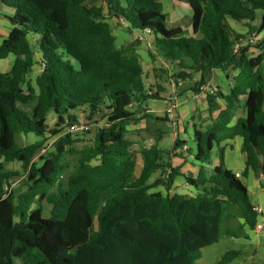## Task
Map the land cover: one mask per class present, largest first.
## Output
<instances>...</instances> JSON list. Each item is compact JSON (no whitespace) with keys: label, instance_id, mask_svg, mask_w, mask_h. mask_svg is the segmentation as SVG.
Here are the masks:
<instances>
[{"label":"trees","instance_id":"obj_1","mask_svg":"<svg viewBox=\"0 0 264 264\" xmlns=\"http://www.w3.org/2000/svg\"><path fill=\"white\" fill-rule=\"evenodd\" d=\"M90 1L0 2L13 11L5 16L13 29L0 45V60L15 57L8 73L0 71V264H195L204 248L222 238L245 237L238 234L240 227L222 229L230 207L250 229L257 225V214L247 188L222 165L209 178H186L198 191L195 197L151 193L148 182L167 167L169 155L159 149L160 138L139 152L143 169L134 179L138 152L126 138L134 120L130 107L156 97L145 89L135 45L116 48L107 19L151 33L154 46L177 62L180 79L187 77V69L201 73L197 92L212 70L240 71L227 107L201 140L196 159L210 161L212 143L222 140L219 134L227 130L235 102L246 94V117L229 130V137L244 139L247 169L256 171L260 158L264 160V42L255 58L248 56L249 46L234 54L239 36L229 20L264 31V0H172L192 10L189 37L180 28L166 27L162 0H102L104 7H90ZM258 19L257 28L253 24ZM29 36L36 38L42 58L39 94L27 82L34 65ZM208 101L212 111V96ZM49 111L58 119L56 127H72L80 115L87 120L99 116L106 124L95 133L92 146L80 152L66 187L60 178L68 168L62 158L69 136L42 167L30 172L31 186L15 199L5 188L18 174L7 165L17 162L27 168L42 148L41 141L22 147L16 137L58 134L47 127ZM176 174L172 171L166 182L155 184L169 189ZM44 201L52 206L49 217L43 216ZM238 256L228 252L218 264H231Z\"/></svg>","mask_w":264,"mask_h":264},{"label":"crops","instance_id":"obj_2","mask_svg":"<svg viewBox=\"0 0 264 264\" xmlns=\"http://www.w3.org/2000/svg\"><path fill=\"white\" fill-rule=\"evenodd\" d=\"M102 6L104 7L103 2ZM190 10V6L183 2L175 1V4L170 5L168 9L170 13L166 14L167 22H171L170 29L180 28L187 33V37L191 36L192 17L189 25H184L183 23V20L190 14ZM12 13L11 9L0 5V45L13 29L11 23L5 18V16L12 15ZM107 23L110 26L112 35L115 37L116 48L120 49L128 45L127 43H130L132 36L125 34L121 30V25L128 27L125 22L108 18ZM253 25H260V19ZM229 26L237 34H245L249 31L246 25L236 21L229 20ZM132 32L135 37L142 36V34L150 35L147 36V41L145 40L137 46L135 52L143 67L145 89L149 95L156 97V99H149L142 105L130 107V111L134 113V120L127 125V134L143 128L148 121L155 122L158 126L151 130L150 140L143 147H152L155 145L156 139L160 138L158 143L159 149L169 154L165 160L167 167L157 171L150 178L148 184L153 185L150 192L160 193L163 196L183 195L195 197L198 191L187 183L186 178H197L200 175L209 178L222 165L233 174L241 175L239 180L247 188L251 204L253 207L258 206L264 210V160L260 158V165L256 171L247 169V156L243 152L244 139L240 136L229 137V130L239 120L246 117V102L248 98L246 94L239 96L235 102V108L233 109L231 120L227 124V130L219 134L222 140L219 143H212L210 161L202 163L196 159V153L201 140L203 142L213 128L214 122L219 118L221 112L226 109V98L230 96L231 90L235 87V78L239 75L240 71L212 70L206 84L200 87L197 92L195 88L201 80V73L187 69L184 71L187 75L186 78H177L181 69L179 71L175 62L163 58L153 50H148V46L152 43L154 44V36L149 32L141 30H132ZM197 36L199 37V35ZM29 39L36 40L33 36H29L28 41ZM257 49L260 50L259 47ZM261 52L260 50L259 54L256 52L253 54L251 48H249L248 56L255 58ZM14 61L15 57L13 55L7 59L0 60V65L3 67L7 65L5 71H2L1 68L0 71L8 73ZM209 96H212L215 107L212 111L210 110L208 101ZM172 102L177 103L176 117L178 125L175 127H172L168 121H156V118L167 119L166 112ZM147 116H150V118H147ZM132 122L140 123V126H133ZM133 148L138 152L134 174V179H137L143 169V160L139 153L141 145L133 143ZM172 171H177V174L174 176L169 189L165 187L164 183L155 184L157 180L166 182ZM224 220L227 221L225 230L240 227L241 231L238 234L243 233L245 235V237L240 238L229 237L230 239L240 244H250L255 247L264 246V219H260L263 223L262 230H256V228L250 229L239 211L235 207H230L224 214Z\"/></svg>","mask_w":264,"mask_h":264},{"label":"rangeland","instance_id":"obj_3","mask_svg":"<svg viewBox=\"0 0 264 264\" xmlns=\"http://www.w3.org/2000/svg\"><path fill=\"white\" fill-rule=\"evenodd\" d=\"M175 4V1L172 0H162V12L164 14L170 13L168 9L170 5ZM89 6H102V0H92L89 2ZM188 17L183 20L184 25H189L191 23L192 11L190 10ZM169 15V14H168ZM255 24V23H254ZM254 27H259V25H253ZM121 30L125 34L132 36V40L130 43L135 45V49L137 46L147 41L148 34L142 36L135 37L133 36L132 30H130L125 25H121ZM167 28L170 29L171 22L168 21ZM264 31L258 32L257 29L249 30L245 34H236L239 36L236 39L237 42H245V47L249 46L253 52V54L260 53V50L257 48L260 46L259 44L264 42ZM241 36V37H240ZM34 40V39H33ZM29 39L33 52H34V65L29 71L27 82L30 83L37 91L40 93V88L38 86L37 80L40 77L41 73L43 72V65L41 61V57L37 48V41H33ZM148 50L155 51L159 53L163 58L174 62L173 60L167 58L161 51H159L154 44H150L148 46ZM257 57V56H256ZM7 59V58H6ZM177 65V62H175ZM2 71L7 69V65L4 67L0 65ZM179 71L180 68L178 67ZM180 74V72H179ZM178 74V77L179 76ZM27 108L28 113L31 112V109ZM47 127L49 130L56 129L58 134L50 135L47 134L43 139H39L32 134L24 135L20 133L16 137L17 144L25 147L30 144L36 143L38 141L42 142L41 150L35 155L33 160L31 161L30 165L27 168H23L20 163L12 162L7 165V170L9 172L17 173L18 175L12 179V187L10 189V193L14 196V198H18L20 196H24L27 192L29 186H31V182L29 181V174L35 168H40L44 165L45 160L55 154L58 149L61 147L64 141H66V137L69 136V143L65 145V149L67 153L62 158V164L67 165L68 168L65 170L63 175L60 178V182L63 184L64 187L67 186V181L70 173L75 170V168L79 164V160L81 158L80 152L86 148L92 146L93 138L97 130L106 124V119H100L99 116L94 117L91 120H87L84 115L79 116V123L77 124L76 128L72 129L66 125L61 127H56L58 124V119L53 111H49L47 113ZM133 123V122H132ZM146 124V123H145ZM133 126H140V123H133ZM157 123L148 121L147 124L138 130L129 132L126 134V138L135 144H140L142 149H149L144 148L143 146L147 145V142L150 140L151 137V130L157 127ZM93 164H96V161H92ZM41 207L43 209V216L49 217L52 206L49 205L47 202H42ZM227 227V221L223 219L222 229L225 230ZM237 251L239 252V256L234 259L231 264H264V246L262 247H255L251 246L250 244H240L229 237H224L218 244L212 245L210 247L204 248L202 250V257L196 261L195 264H218L221 258L228 252Z\"/></svg>","mask_w":264,"mask_h":264},{"label":"built area","instance_id":"obj_4","mask_svg":"<svg viewBox=\"0 0 264 264\" xmlns=\"http://www.w3.org/2000/svg\"><path fill=\"white\" fill-rule=\"evenodd\" d=\"M246 43L245 42H237L236 45L233 47V53H237L241 48L245 47ZM176 111H177V103L175 102H172L170 104V106L168 107V110L166 112V118H167V121L172 125V127H175L178 125V120H177V117H176ZM77 124H75L74 126H72L71 128L74 129L76 128ZM236 178H240L241 175L240 174H235ZM12 182H10L5 190H6V193L9 194L10 193V189L12 187ZM6 194V195H7ZM254 211L256 212L257 214V218H258V222H257V225H256V230H262L263 228V223L261 222L262 219H264V210L261 208V207H254ZM261 219V220H260Z\"/></svg>","mask_w":264,"mask_h":264}]
</instances>
